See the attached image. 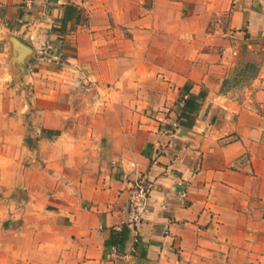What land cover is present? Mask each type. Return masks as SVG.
I'll return each mask as SVG.
<instances>
[{
    "label": "crops",
    "instance_id": "0c3cea01",
    "mask_svg": "<svg viewBox=\"0 0 264 264\" xmlns=\"http://www.w3.org/2000/svg\"><path fill=\"white\" fill-rule=\"evenodd\" d=\"M0 264H264V0H0Z\"/></svg>",
    "mask_w": 264,
    "mask_h": 264
},
{
    "label": "built area",
    "instance_id": "2783aa9c",
    "mask_svg": "<svg viewBox=\"0 0 264 264\" xmlns=\"http://www.w3.org/2000/svg\"><path fill=\"white\" fill-rule=\"evenodd\" d=\"M42 57H49V54L42 53ZM176 196L182 200H186L187 189L186 186L179 182L177 184ZM152 193V184L148 176L141 175L132 181L129 189L126 220L122 227H126L133 234H136L138 227L142 225L147 216L150 214V198ZM110 256L113 258H120L119 249L115 246L110 248Z\"/></svg>",
    "mask_w": 264,
    "mask_h": 264
},
{
    "label": "trees",
    "instance_id": "16d2710c",
    "mask_svg": "<svg viewBox=\"0 0 264 264\" xmlns=\"http://www.w3.org/2000/svg\"><path fill=\"white\" fill-rule=\"evenodd\" d=\"M61 26L63 27V23L61 24ZM194 104L195 103L193 101L186 100L184 102V108H187V106L191 105L192 107L191 106L188 107V109L191 111L193 110ZM128 236H129V230L126 227H122L119 232L111 233L108 246H115L119 250H121L125 242L128 240Z\"/></svg>",
    "mask_w": 264,
    "mask_h": 264
},
{
    "label": "rangeland",
    "instance_id": "374dc122",
    "mask_svg": "<svg viewBox=\"0 0 264 264\" xmlns=\"http://www.w3.org/2000/svg\"><path fill=\"white\" fill-rule=\"evenodd\" d=\"M45 59H46V58H42L43 62H46ZM149 181H150V180H149Z\"/></svg>",
    "mask_w": 264,
    "mask_h": 264
}]
</instances>
